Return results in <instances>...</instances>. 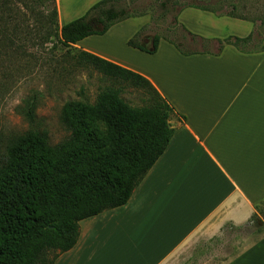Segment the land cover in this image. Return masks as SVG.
<instances>
[{
  "label": "crops",
  "instance_id": "0c3cea01",
  "mask_svg": "<svg viewBox=\"0 0 264 264\" xmlns=\"http://www.w3.org/2000/svg\"><path fill=\"white\" fill-rule=\"evenodd\" d=\"M89 1L64 20L55 0L59 28L100 0ZM130 22L104 35L129 24L133 37L140 27ZM94 36L73 47L145 78L173 109V135L128 202L80 221L76 244L54 264H264V229L250 224L264 203V38L248 53L224 45L218 55L182 56L160 39L154 54L128 46L115 57L85 42Z\"/></svg>",
  "mask_w": 264,
  "mask_h": 264
},
{
  "label": "trees",
  "instance_id": "16d2710c",
  "mask_svg": "<svg viewBox=\"0 0 264 264\" xmlns=\"http://www.w3.org/2000/svg\"><path fill=\"white\" fill-rule=\"evenodd\" d=\"M120 1L100 0L59 28L55 0H0V23L6 11L18 5L26 8L38 23L41 45L51 44L50 50L61 45L73 66L95 71L110 82L92 103H65L60 122L69 135L56 145L36 126L38 93L18 108L30 127L8 140L0 161V264H54L76 244L80 221L128 202L173 135L169 124L173 109L145 78L73 47L130 17L142 16L119 8ZM177 25L183 35L163 39L182 56L218 55L224 45L244 53L263 50L264 34L259 40H254L253 31L245 38L205 39ZM142 37L143 29L127 45L154 54L162 38L154 35L147 47ZM4 39L0 29L1 46ZM187 39L193 45H185ZM253 42L257 46H249ZM214 43L216 50L210 46ZM126 88L144 92L146 104L134 107L126 102L122 98Z\"/></svg>",
  "mask_w": 264,
  "mask_h": 264
},
{
  "label": "rangeland",
  "instance_id": "374dc122",
  "mask_svg": "<svg viewBox=\"0 0 264 264\" xmlns=\"http://www.w3.org/2000/svg\"><path fill=\"white\" fill-rule=\"evenodd\" d=\"M78 2L90 1L60 0V12L64 20L83 10L81 6L71 14L72 6ZM191 5L207 9L205 11L209 12L211 18L198 11L200 9L187 7ZM118 7L129 14L142 15L126 19L131 21L132 26L139 25L135 34L143 29L142 43H148L154 35L162 39L172 38L175 34L180 37L183 31L177 22L192 34L203 31L216 36L223 31L233 36L235 33L244 34L251 25L254 40H259L264 34V0H121ZM186 8L192 13L186 12L180 22L178 15ZM37 11L42 10L38 7ZM68 11L70 16L67 15ZM194 12L198 15L194 16ZM3 17L4 23H0L5 36V44H0V161L5 155L8 140L30 127L18 110L28 96L34 92L39 94L36 126L47 132L51 145H56L69 135L60 122L65 103H92L100 89L110 85L109 80L95 71L73 66L71 60L65 57L67 49L61 45L55 50H50L51 44L41 45V32L36 29L38 23L26 8L18 5L6 11ZM240 17L247 19V24L237 21L244 20ZM128 25L114 27L107 35L94 36L85 42L106 55H126V42L135 35L128 37L131 32ZM183 43L193 45L190 40ZM210 46L213 50L218 47L215 43ZM249 46H257V43L253 42ZM70 51L73 54V50ZM122 98L134 107H141L147 101L144 92L132 88H126ZM173 118L174 113H171L170 119ZM250 224L254 230L264 229V203L256 207V214ZM260 224L263 227H259Z\"/></svg>",
  "mask_w": 264,
  "mask_h": 264
}]
</instances>
